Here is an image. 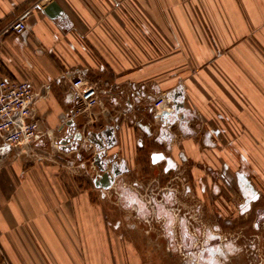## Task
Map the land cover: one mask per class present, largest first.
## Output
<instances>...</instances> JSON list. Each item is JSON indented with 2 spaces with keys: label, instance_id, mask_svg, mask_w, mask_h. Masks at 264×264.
Instances as JSON below:
<instances>
[{
  "label": "crops",
  "instance_id": "1",
  "mask_svg": "<svg viewBox=\"0 0 264 264\" xmlns=\"http://www.w3.org/2000/svg\"><path fill=\"white\" fill-rule=\"evenodd\" d=\"M53 2L55 18L45 13ZM20 20L28 29L17 35ZM75 70L100 89L102 108L78 105ZM0 77L49 88L38 141L0 140V264H147L112 194L121 197L129 161L158 146L164 119L151 100L179 88L184 109L170 120L194 124L180 134L186 155L214 169L241 165L264 203V0H0ZM71 120L84 136L78 150L60 146ZM198 124L211 125L199 143ZM109 129L105 160L128 172L104 190L87 138Z\"/></svg>",
  "mask_w": 264,
  "mask_h": 264
},
{
  "label": "rangeland",
  "instance_id": "2",
  "mask_svg": "<svg viewBox=\"0 0 264 264\" xmlns=\"http://www.w3.org/2000/svg\"><path fill=\"white\" fill-rule=\"evenodd\" d=\"M78 105L84 108L82 103ZM188 125L194 126V124ZM198 125L199 127L195 128V134H200L199 143L203 127L206 129V126L211 125ZM178 126L179 124L176 125V129ZM224 126L231 133L235 130V124H224ZM173 130L177 134L173 137L175 140L171 143L158 142V146L148 145L146 151H140L137 158L135 156L134 160L129 161L131 174L125 179H119L116 183L121 197L118 199V194L115 192L112 196L119 204L115 206L116 209L119 208L118 215L129 222L128 227L132 232L126 231L128 239L133 240L132 242L147 264H188L193 256L189 253V247L186 248L180 239L182 230L185 229L195 238L193 250L198 253L196 261L200 256L196 245L200 244L202 249L207 232H210L211 235L220 236L224 248V255L217 257L219 264H264V221L261 223L257 221V209H264V203L257 193V199H255L258 202L255 204L247 203L245 195L238 193L237 186L231 181L234 167L227 164L226 170L221 163L219 168L214 169L209 168L208 162L205 163L203 160H191L189 164L179 160L175 171L167 173L165 163L159 166L156 164L158 162L151 163L150 153L153 151L154 155L158 152V156L167 155L169 158L172 156L176 160L180 159L177 157L178 152L182 150L186 152V141L180 136L182 131ZM88 166L92 167L91 171L94 174L95 168L91 163H88ZM209 169L225 171V178L214 177L208 171ZM136 183L142 188L136 187ZM125 186L130 187L125 189ZM187 186L191 187L188 193L185 190ZM202 186L206 189V193L202 192ZM170 190L174 191L175 205L173 207L169 203L161 205L164 207H162L163 211L167 213L172 211L171 215L175 218L174 228L171 231L177 238L176 246L165 237L166 218L162 217L158 221V198L160 199L162 192ZM150 196L152 199L149 198ZM130 201H132L131 204H128ZM145 207L148 211L146 215ZM196 230H200L202 235L193 236Z\"/></svg>",
  "mask_w": 264,
  "mask_h": 264
},
{
  "label": "built area",
  "instance_id": "3",
  "mask_svg": "<svg viewBox=\"0 0 264 264\" xmlns=\"http://www.w3.org/2000/svg\"><path fill=\"white\" fill-rule=\"evenodd\" d=\"M12 29L15 34L21 35L28 27L25 21L20 20L13 25ZM67 75L74 77L72 80L73 93L85 109L102 108V92L96 85L89 84L78 70L69 72ZM48 89L47 86L38 89L30 81H12L0 77V140L3 143L18 147L32 145L38 141L41 135V125L37 104L44 98V93H47ZM136 96L137 94H134L135 98ZM150 107L153 117L158 121L163 119L165 121L175 114V104L168 94L155 96L150 102ZM105 161H107L108 171L113 165L119 167L123 165L121 161ZM90 163L97 168L94 165V158ZM98 173L102 175L99 170Z\"/></svg>",
  "mask_w": 264,
  "mask_h": 264
},
{
  "label": "flooded vegetation",
  "instance_id": "4",
  "mask_svg": "<svg viewBox=\"0 0 264 264\" xmlns=\"http://www.w3.org/2000/svg\"><path fill=\"white\" fill-rule=\"evenodd\" d=\"M177 116V115H176ZM172 118V116H169L167 119H166V122H164L163 124H158V142L160 143H165V142H170L175 140V138H173L174 136H176V132L173 130H178L179 131H182L183 133H185L186 131H188V124H184L185 120L184 119L183 121H177V120H170ZM179 124V126L177 127L176 129V125ZM150 128H153V126H150ZM190 132H192V130H189ZM103 133V132H102ZM96 140H99V138H95ZM107 139L104 137V140ZM112 142L114 141V138L112 137L110 139ZM100 141V140H99ZM115 143V141L113 142ZM169 143V144H170ZM91 144V143H90ZM92 146H94L93 144H91ZM214 145H217L214 144ZM82 148H84L86 150V146H83ZM97 152H95V154L93 155L92 158H95L94 156H96ZM164 156V157H163ZM163 156H158V155H152L151 156V163L153 164L154 162H158L156 163L158 166L160 164H163L165 163V167L167 169V173H170V172H173L175 171V168L178 166V161L179 160H183V162H186L187 164L191 163V159L186 155V152L185 151H180L177 153V157L180 158L178 160H176L174 157L170 156V158L166 155H163ZM103 160L105 161V153L103 155ZM113 162H115V160H111ZM223 164V167L224 169L227 170V164L225 162H222ZM126 166L123 164L120 169H123V171H127L128 170L125 168ZM174 167V168H173ZM207 167V166H206ZM210 168V167H209ZM178 169V168H177ZM209 172H211L213 174L214 177H221V178H225V171H221V172H218L216 170H212V169H209L208 170ZM243 169H242V166L240 165L238 169H234V172H233V175H232V183L235 184L237 186V189H238V193H240V195H245V198L247 199V203H257L258 201L256 200V191L254 189V187L252 186L251 184V181H250V177L249 176H244L243 175ZM219 180V179H218ZM116 183V181H115ZM115 186V184H114ZM130 186H125V189H129ZM136 187H140L142 188L141 186H139L138 183H136ZM190 186H187V188L185 189L186 192H190ZM130 190H128L129 192ZM202 192L206 193V189L202 186ZM217 192V191H215ZM128 196V194H126ZM130 195V194H129ZM174 191L170 190L169 192H165V193H161L160 194V199L158 198V221L160 219H162V217H165L166 218V222H165V237L166 238H169V241L172 243L174 242V246L177 245V243L175 242V240L177 238H175V234L171 231L173 228H174V222H175V218L173 215H171L172 211L171 212H168L167 211H163L162 210V207L163 205H161L162 203H169V204H172V207L174 204L173 202V196H174ZM131 197V195H130ZM153 199H154V194H153ZM152 197L150 196L149 198L152 199ZM136 198V197H135ZM256 198V199H255ZM132 200V199H131ZM132 201H130L128 204H131ZM139 204L143 205L142 203L139 202ZM164 208V207H163ZM147 208L145 207L144 209V213L145 215L148 214L146 211ZM170 213V214H169ZM257 221L258 223H261L262 221H264V209H260L258 208L257 209ZM185 225V223H184ZM183 229V228H181ZM202 235V232L200 230H196L194 231L193 233V236H197L199 237L200 235ZM180 239L183 241V244H185L184 246L188 248V250H190V254L191 256H193V259L191 261L188 262V264H196L197 261L198 263L197 264H219L217 262V257H222L224 254H223V251H224V248L222 247V241L220 239V236L219 235H211L210 232L208 233L207 232V237H206V240L203 244V248L200 249V244L196 245V249L199 250L198 252L199 253V259L196 261V258H197V255L198 253H196V251L193 250V246H194V243H195V238L192 237L190 234H188L186 232V230L184 229V231L182 230V232L180 233ZM185 248V250H186Z\"/></svg>",
  "mask_w": 264,
  "mask_h": 264
},
{
  "label": "water",
  "instance_id": "5",
  "mask_svg": "<svg viewBox=\"0 0 264 264\" xmlns=\"http://www.w3.org/2000/svg\"><path fill=\"white\" fill-rule=\"evenodd\" d=\"M45 13L51 18H55L56 16L61 14V9L56 2H53L46 8ZM168 96L172 98L175 104L174 115H180L183 112L185 105L184 89L179 88L178 90L168 94ZM75 115L76 112L73 111L72 116ZM66 126L69 128V130L66 132L63 140H61L60 146L62 147V149L78 150L81 145V141H83L84 139V136L80 132H75L77 127L76 123L73 120L68 122ZM114 133V129H109L103 133L92 134L91 137L87 138V141L89 143L95 145L97 154L94 158V165L98 168L99 172L102 173V175L95 181V185L96 187L102 188L104 190L113 188L116 179L124 173L118 165H113L112 169L108 171L106 168L107 161L103 160L104 151L114 144L113 142L115 141V139L113 142L110 140L112 137L114 138ZM104 137L107 139L104 140ZM95 138H99L100 141L96 140Z\"/></svg>",
  "mask_w": 264,
  "mask_h": 264
},
{
  "label": "trees",
  "instance_id": "6",
  "mask_svg": "<svg viewBox=\"0 0 264 264\" xmlns=\"http://www.w3.org/2000/svg\"><path fill=\"white\" fill-rule=\"evenodd\" d=\"M172 116H175L174 114Z\"/></svg>",
  "mask_w": 264,
  "mask_h": 264
}]
</instances>
